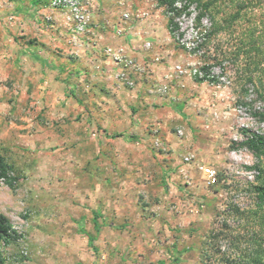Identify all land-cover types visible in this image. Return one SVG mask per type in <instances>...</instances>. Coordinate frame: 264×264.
<instances>
[{"label": "rangeland", "instance_id": "374dc122", "mask_svg": "<svg viewBox=\"0 0 264 264\" xmlns=\"http://www.w3.org/2000/svg\"><path fill=\"white\" fill-rule=\"evenodd\" d=\"M176 1L187 5L173 16L190 48L170 33L167 8L157 0L86 2L92 18L84 36L123 35L129 24L142 41L144 60L131 57L143 70L129 73V85L117 77L120 69L113 78L102 69L15 63L14 38L37 49L43 42L36 34L52 37L58 28L52 13L21 10L31 0H0V154L12 183L0 180V213L19 234L1 242L4 264H202L206 252L218 263L234 251L222 234L211 244L210 231L225 217L239 222L227 214L254 202L250 184L259 171L247 166H264V157L234 147L244 127L264 133L255 114L264 112V0H218L215 17L201 20L196 1ZM239 7L241 16L231 20ZM150 23L158 25L152 35ZM154 39H165L168 51ZM176 65L208 66L213 77L181 78L183 92L164 106L154 99L168 97L170 81L156 78L144 88L145 72L170 69L167 80ZM157 85L168 92H155ZM119 132L134 138L111 136ZM202 167L215 169L214 182ZM81 227L95 236L96 250Z\"/></svg>", "mask_w": 264, "mask_h": 264}, {"label": "trees", "instance_id": "16d2710c", "mask_svg": "<svg viewBox=\"0 0 264 264\" xmlns=\"http://www.w3.org/2000/svg\"><path fill=\"white\" fill-rule=\"evenodd\" d=\"M196 1L200 5L201 11L198 13L197 18H201L210 13L212 17H215L217 11L218 0H189ZM34 5L43 3H49V0H31ZM157 2L165 6L168 14L170 12L179 13L187 5L179 7L176 0H157ZM219 12V10H218ZM242 7H239L235 13L230 17L231 20L235 21L241 16ZM227 20V19H226ZM179 24L174 19V16L169 14L168 18V29L171 34L175 31H179ZM180 35L183 33L180 32ZM254 66L259 64L257 61H252ZM251 62V63H252ZM252 65V64H251ZM251 69L250 66L247 67ZM203 69L206 71L209 69L208 66H204ZM204 78H198V81H204ZM251 80V79H250ZM264 88V87H263ZM260 91V88L258 89ZM68 94H72L67 91ZM261 95L264 96V90L262 89ZM247 104V102H243ZM262 120H264V112H255ZM244 138L234 142V147H245L251 151L256 157H264V133L253 131L249 128H242ZM112 137H123L126 139L134 138V135L130 133L119 132L111 135ZM249 169H257L259 171L257 177L258 181L251 183V193L253 194L254 202L250 207L241 208L239 205L234 204L229 210L227 216H232L233 219L239 220L236 225L231 224L227 217L224 218L222 227L219 230L213 228L210 231V242L211 244L219 243L220 235L225 237L229 243V247L237 251L234 255L233 252L224 251L223 255L218 258V263L212 262V255L206 252L202 258V264H264V166L262 164L255 163L254 165L247 166ZM10 165L6 162L4 156L0 154V180H4L9 184L10 182ZM94 225L96 229H99L100 224L98 222L99 214L94 211ZM235 219V220H236ZM237 227L238 229H236ZM81 230L85 232L89 238V244L96 250L94 245L95 236L85 231L83 227ZM19 237V234L13 228L10 219L3 213H0V244L1 242H9ZM231 250V249H229ZM178 260V258H176ZM5 257L0 252V264H4Z\"/></svg>", "mask_w": 264, "mask_h": 264}, {"label": "crops", "instance_id": "0c3cea01", "mask_svg": "<svg viewBox=\"0 0 264 264\" xmlns=\"http://www.w3.org/2000/svg\"><path fill=\"white\" fill-rule=\"evenodd\" d=\"M28 9H35V11L36 9H39L38 13L45 11L52 13L55 19V26L63 32V35L58 34V29L52 37L50 35L46 37V35L37 33L36 35L39 36L38 38L40 42H43V44L37 49L30 46L28 49H25L24 46L21 47V45H18V41L14 38L13 45L16 50L14 61L15 63L22 65L26 62L28 65L27 69H102L103 74H107L109 75L108 77L114 78V72H117L120 69V66L105 53L107 47H122L127 55H137L141 61L144 60V57L146 56L145 51H142V41L134 37V33H131L132 31H130L132 30V27H130L131 25L129 24L127 25L129 31H126L123 35L116 34L114 29L113 32L97 30L96 32H93V34L96 35V38L94 36L87 34L84 36L82 34L76 42L72 40L71 23L69 22L65 11L51 8L48 5H34L32 2H30L28 6L24 5V7L21 8L24 12ZM24 15L25 13H22V16ZM34 17L38 22L40 16L34 13ZM22 22V25L25 26V18ZM147 25L149 26L147 27V31L150 33L149 35L158 31V25H155L154 23ZM133 29H135V27ZM154 42L155 48L158 50L164 52L168 51L169 44L165 39H154ZM56 47L60 50H56ZM40 48L42 49L40 50ZM12 66L13 64L11 67ZM19 68L24 69L25 67L23 68V66H21ZM168 72H170V69H155L152 67V69H147L144 78L147 80L146 84L148 83L147 85L145 84L146 86L144 88L150 87V84L153 83L154 80L157 81L156 78L162 82L170 81L171 89L168 97L153 98L155 102L163 104L164 106L171 105L172 100H175L178 97L177 93L179 94L183 92L181 86L182 81L179 79H165V75ZM55 77L56 75L53 73V77L51 76L49 81L54 80ZM103 80L105 81L106 77H104ZM185 82L191 84L194 80L185 78Z\"/></svg>", "mask_w": 264, "mask_h": 264}, {"label": "built area", "instance_id": "2783aa9c", "mask_svg": "<svg viewBox=\"0 0 264 264\" xmlns=\"http://www.w3.org/2000/svg\"><path fill=\"white\" fill-rule=\"evenodd\" d=\"M88 0H49V5L52 8L60 9L65 11L68 14V18L71 21V32L73 41H77L80 35L84 34L88 26L91 22V14L89 12L88 7L86 6V2ZM177 2V1H176ZM178 6L181 7L182 4L177 2ZM169 14L174 15L173 12ZM186 14V13H185ZM141 16V13L138 14ZM125 17H129L128 14ZM118 33L123 32V26L120 25L116 27ZM179 31H175L174 34L178 41H180L183 45H186L188 48L190 46L184 43L183 34L180 35ZM151 43H146L147 48H151ZM105 53L109 55L112 60L120 66V70L117 72V77L119 79L125 80L129 85H134V81L131 80L130 74L133 71L143 70L140 69V65L135 61V59L125 53L124 48L122 47H112L109 46L105 49ZM156 60H159L156 57ZM185 76H189L191 78H204L210 79L213 77L210 71L197 69V68H185L183 65H176L173 69V74L171 75V79H181ZM168 85H157L155 92L158 93H166L168 92ZM189 159V157H188ZM205 173V177L208 182H214L216 180V171L212 167H202Z\"/></svg>", "mask_w": 264, "mask_h": 264}]
</instances>
